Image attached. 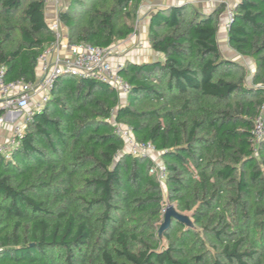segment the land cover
<instances>
[{"label":"trees","instance_id":"16d2710c","mask_svg":"<svg viewBox=\"0 0 264 264\" xmlns=\"http://www.w3.org/2000/svg\"><path fill=\"white\" fill-rule=\"evenodd\" d=\"M141 0H69L72 44L106 49L134 31ZM228 48L218 22L189 3L157 9L147 40L160 57L123 62L124 104L105 83L59 78L18 144L0 152V264H264V0H231ZM41 0H0L4 80H36L54 34ZM4 111L0 109V116ZM150 143L165 169L131 155L110 118ZM166 204L172 219L158 236Z\"/></svg>","mask_w":264,"mask_h":264},{"label":"built area","instance_id":"2783aa9c","mask_svg":"<svg viewBox=\"0 0 264 264\" xmlns=\"http://www.w3.org/2000/svg\"><path fill=\"white\" fill-rule=\"evenodd\" d=\"M41 1L44 7L52 6L54 11V18L48 24L49 30L54 34V41L44 47L38 56L39 74L36 80L5 81L4 69L0 67V109L4 111L0 116V124L5 122L6 116H9L12 122L11 136L5 145H0V152L6 156L8 151L18 144L23 128L31 120L32 115L40 111L48 101L51 90L59 78L69 76L105 83L115 89L118 95L124 97L129 92V85L118 73L123 65L118 59L120 53L126 50L125 46H122L125 42L122 41L106 49L90 44H72L66 39L59 20L62 0ZM231 2V0H220V4L225 6L224 28H227L232 20ZM109 121L113 126V133L123 141L128 153L149 158L151 154H155L159 158V153L150 143L137 142L134 139L130 127L116 123L113 116ZM252 134L255 143L264 141V104L262 116L255 120ZM154 163L149 173H154L162 182L165 169L160 161Z\"/></svg>","mask_w":264,"mask_h":264},{"label":"crops","instance_id":"0c3cea01","mask_svg":"<svg viewBox=\"0 0 264 264\" xmlns=\"http://www.w3.org/2000/svg\"><path fill=\"white\" fill-rule=\"evenodd\" d=\"M141 0L136 9V20L134 25V31L126 39L122 40L125 43L122 46H125L128 51L131 52L132 58L129 57L127 60H130L135 63L151 62L159 58V55L154 53L149 45L147 44V27L150 16L159 8H165L173 5H181L184 3H189L198 9L201 13L207 14L211 13L220 5V0ZM69 0H62L61 9L63 10L66 5H68ZM218 3V4H217ZM52 6L44 8L45 21L47 24L54 18ZM225 16L223 14L219 17L218 22V40L220 49H222V43L225 42L226 45L223 46L229 55L230 49L226 43V31L224 28ZM64 35L67 38V30L65 26L61 23ZM139 41V42H138ZM146 46V49L144 47ZM223 52V51H222ZM232 53H234L232 51ZM237 57H241L238 54L234 53ZM225 56V55H224ZM227 57V56H226ZM231 60L232 57H228ZM244 58V57H241ZM237 61V60H236ZM238 62V61H237ZM240 63V62H239ZM39 69L36 67V75L38 76ZM12 122L9 116H6L4 123L0 124V145L6 144L9 137L11 136Z\"/></svg>","mask_w":264,"mask_h":264},{"label":"rangeland","instance_id":"374dc122","mask_svg":"<svg viewBox=\"0 0 264 264\" xmlns=\"http://www.w3.org/2000/svg\"><path fill=\"white\" fill-rule=\"evenodd\" d=\"M217 2H219V0H218ZM217 4H218V3H217ZM223 18H224V15H223ZM138 42H139V41H138ZM147 44H148V41H147ZM222 45H223V46L226 45L225 42L222 43ZM223 46H222V49H221V51H223V52H222L223 55L227 56V58L230 56V57H232V59H235L234 61L237 60V61L240 62L242 65H244L245 68H246V70H247V72H248V79H247V80L250 81V79H251V72L253 71V63H252V61H250V60L247 59V58L237 57L234 53H232L231 50H229L230 53H229V55H228L227 52H226V50H224L225 48H223ZM125 48H126V47H125ZM144 49H146V46L144 47ZM129 57L132 58L133 56L131 55V52L128 51L127 48H126V50H125L124 52H121V53H120V58L118 59V62L123 63V62L126 61ZM159 57H160V56H159ZM119 98H120V104H124L125 101H126V97H124L123 95H122V96L119 95ZM11 130H12V128H11ZM2 145H5V144H2ZM150 158H151L153 161H155V162H159V158H158V156L155 155V154H151Z\"/></svg>","mask_w":264,"mask_h":264},{"label":"water","instance_id":"95a60500","mask_svg":"<svg viewBox=\"0 0 264 264\" xmlns=\"http://www.w3.org/2000/svg\"><path fill=\"white\" fill-rule=\"evenodd\" d=\"M172 219L184 223L186 226H192V223L187 215L177 212L172 204H166L163 213V220L158 228V236H161L162 233L169 227Z\"/></svg>","mask_w":264,"mask_h":264}]
</instances>
